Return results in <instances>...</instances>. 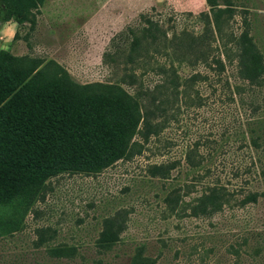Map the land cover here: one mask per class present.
<instances>
[{"label":"rangeland","instance_id":"rangeland-1","mask_svg":"<svg viewBox=\"0 0 264 264\" xmlns=\"http://www.w3.org/2000/svg\"><path fill=\"white\" fill-rule=\"evenodd\" d=\"M217 3L235 9L230 24L223 26L227 43L231 32L243 31L246 17L250 36L264 54V0ZM209 11L207 0H0V53L54 61L78 84H118L137 94L142 104L174 113L171 84L158 74L157 65L170 63L169 39L183 31L189 35H183L178 56L195 63L202 52L194 41L205 26L200 13ZM211 43L212 56L235 59L236 47L230 51L221 42ZM56 64L49 65L50 74ZM175 66L187 74L200 69L218 75L195 84L190 107L181 103L177 122L161 138L163 145L170 139L173 146L158 153L150 142L152 148L144 154L99 174L67 172L49 179L19 228L0 235V264H88L98 259L101 264H138L132 256L139 244L144 248L137 258L148 264H264V81H243L237 60H226L221 73L203 64ZM252 127L260 136L258 151L248 142ZM197 139L204 143L201 151L211 168L200 182L186 175L182 151ZM168 152L183 159L173 172L181 175L174 184L190 187L183 186L190 193L183 197L187 209L182 203L177 213L166 210L163 181L153 183L145 171L148 163L167 159ZM209 181L226 185L232 198L219 210L191 215L189 203ZM251 192H258L257 199L245 202ZM121 208L129 212L121 242L99 248L95 241L104 217ZM65 245L77 247L78 255L57 258L49 252Z\"/></svg>","mask_w":264,"mask_h":264},{"label":"trees","instance_id":"trees-1","mask_svg":"<svg viewBox=\"0 0 264 264\" xmlns=\"http://www.w3.org/2000/svg\"><path fill=\"white\" fill-rule=\"evenodd\" d=\"M207 3L210 11L200 13L205 19L204 32L194 41L195 46H200L202 55L195 58V63L184 54L178 56V51H183V35H189L183 31L169 39L171 53L167 58L170 63H158L156 68L158 74H163V80L171 84L176 104L174 113L160 105L142 104L137 94L118 84H78L54 61L44 63L7 51L0 53V235L19 228L52 177L67 172L99 174L120 160L144 154L152 148L148 146L150 142L156 144L153 148L158 149V153L163 146L172 147L173 141L167 139L163 145L161 138L164 131L177 122L181 103L190 107L195 84L213 80L218 75L203 73L200 69L183 73L175 66L176 62L194 67L203 64L212 72L221 73L226 70V60L230 63L237 60L238 74L243 81L250 85L262 84L264 54L250 36L247 18L243 17L244 29L240 34L231 32L230 45L225 40L223 26L226 22L230 24L235 9L221 7L217 0H207ZM212 40L221 42L226 50L234 51L236 47L235 59L212 56ZM188 46L195 47L193 42ZM51 64L57 66L52 74L48 72ZM248 130V142L258 151L262 148L260 136L256 137L253 127ZM203 144L197 139L182 150L189 167L186 175L192 174L196 182L211 175L206 154L201 151ZM172 154L168 152L167 159L148 163L145 171L153 183L163 181L162 199L166 210L177 213L182 203L183 210L187 209L183 197L190 193L183 192V186L188 190L190 187L188 183L174 184L181 175L173 172L183 164V159L172 157ZM204 187L203 193L189 203L191 215L219 210L232 198V192L222 183L209 181ZM257 195L258 192L249 193L245 202L255 201ZM128 213L121 208L104 217L95 245L109 249L121 242ZM141 248H144L142 244L136 246L132 261L148 264L141 258ZM49 252L57 258L79 253L77 247L69 245L53 247ZM137 255L141 257L138 259ZM101 263L98 259L88 264Z\"/></svg>","mask_w":264,"mask_h":264}]
</instances>
